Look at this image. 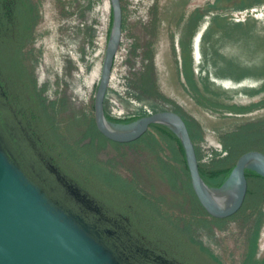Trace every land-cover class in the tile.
<instances>
[{"label": "rangeland", "instance_id": "374dc122", "mask_svg": "<svg viewBox=\"0 0 264 264\" xmlns=\"http://www.w3.org/2000/svg\"><path fill=\"white\" fill-rule=\"evenodd\" d=\"M121 2L123 42L128 45L127 85L154 112L180 110L196 137L194 144L200 163L211 166L228 156L222 138L249 122L259 123L260 132L246 134L240 142L242 149H256L264 143V0ZM24 3V8L21 7L24 14L27 12L29 31L24 34L20 56L12 59L16 62L12 72L18 74L24 66L28 81L35 80L37 93L47 101L67 99L68 109L56 115L61 127L66 126V121L72 122L77 113L94 115L98 82L92 83L100 77L101 69L100 66L93 69L92 59L99 33L108 28L110 37L111 2L110 7L108 3L104 7V0H24ZM253 8L258 13L250 12L245 17L240 13ZM206 24L200 42L202 56L197 62L196 41ZM81 65L85 73H80ZM85 77L89 88L84 84ZM217 79L245 84L227 88ZM81 87L86 90L88 100L81 97ZM17 103L19 108L23 107V102ZM31 108L34 110L33 105ZM108 108L105 99L107 114ZM36 125L41 132L45 131L46 127L39 125L37 119ZM73 126H66L65 140L80 153L79 148L90 138L78 143L84 124ZM40 137L44 141V134ZM101 141L95 149L94 162L113 175L132 181L142 195L158 204V210H148L143 203L139 206L131 199L113 200L99 191L95 180L107 188L118 185L100 175L99 166L91 165L85 153H81L84 157L79 161L82 169L85 164L84 172L62 166L105 203L110 212L123 213L135 223L137 231L159 240V246L168 254L179 256L184 264H264V215L259 223L257 213H253L258 208L264 214V201L259 204L256 197L250 196L246 201L249 208L236 216L220 221L206 217L203 222L196 214L195 204L188 201L186 187L171 181L169 171H176L180 165L173 162V168L168 169L171 153L165 143L156 145L144 138L129 143L103 137ZM23 173L54 206L63 210ZM260 185L264 186L263 180ZM161 221L173 222L182 237L174 241L162 233Z\"/></svg>", "mask_w": 264, "mask_h": 264}, {"label": "water", "instance_id": "95a60500", "mask_svg": "<svg viewBox=\"0 0 264 264\" xmlns=\"http://www.w3.org/2000/svg\"><path fill=\"white\" fill-rule=\"evenodd\" d=\"M110 2L112 28L94 100L98 130L112 141L129 143L141 138L153 124L169 127L181 140L193 190L207 213L216 218L234 215L242 208L248 193L246 171L264 177V152L257 149L244 152L223 184L212 187L201 176L195 144L179 113L163 110L127 123L107 118L106 92L123 30L122 2ZM75 193L80 196L78 191ZM0 264L121 263L79 219L54 206L0 144Z\"/></svg>", "mask_w": 264, "mask_h": 264}, {"label": "flooded vegetation", "instance_id": "af4514ba", "mask_svg": "<svg viewBox=\"0 0 264 264\" xmlns=\"http://www.w3.org/2000/svg\"><path fill=\"white\" fill-rule=\"evenodd\" d=\"M24 0H0V143L11 159L48 195L53 203L81 218L93 237L108 248L121 264H184L168 254L159 240L137 231L120 212L105 203L72 177L40 137L41 129L25 108L15 102L10 83L12 58L23 43ZM17 107L18 110L14 108ZM76 191H80L77 197Z\"/></svg>", "mask_w": 264, "mask_h": 264}, {"label": "trees", "instance_id": "16d2710c", "mask_svg": "<svg viewBox=\"0 0 264 264\" xmlns=\"http://www.w3.org/2000/svg\"><path fill=\"white\" fill-rule=\"evenodd\" d=\"M25 4V3H24ZM24 14V13H23ZM27 12L24 14V21H25V35H27V31H29V25L27 24ZM112 21H113V13H112ZM124 22V21H123ZM24 35V36H25ZM22 46V45H21ZM21 47H17V50L13 54V60H15L17 57L20 56L19 50ZM17 54H19L17 56ZM17 61V60H16ZM20 61V60H19ZM13 63L12 65H16V62L11 61ZM18 65V62H17ZM21 65V64H19ZM16 72H11L10 73V83H12V88L11 91L13 95L15 96V102H19L23 104V107L27 111L29 115L32 116L33 120L36 121L38 120V124L41 125L43 128L46 127L44 133V141L45 143L49 146V148L54 151L52 153L54 157L57 159L58 163L61 166L65 167H71V168H79L81 172H84V166L83 169L82 164L79 163L81 160L82 156L81 153H85L88 157L87 160L91 163V165H97L99 166V170L101 171L99 174L105 175L107 178H111L113 181H115L118 185L116 188H110V186L104 187L103 184L98 183L94 179L93 176H91L95 182H96V187L97 189L102 190L103 193L108 194L113 200L115 198H126L131 199L133 201H136V203L141 206L142 203L147 206L148 210H158V204L154 203V200H150V198L142 195L138 188L135 186V184L132 181H129L125 178H122L120 176L113 175L110 173L104 166H101L100 164H97L94 162L95 158V149L97 147V144H102L103 142L101 141V138L108 139L105 137L97 128L96 122H95V116L94 115H86L84 113H77L73 119V123L70 121H66V126L67 127H74L73 125H79L83 126L84 124V130L82 131V135L77 142L80 143L83 139L86 137H89L90 140L89 142L83 144L79 149L80 153L73 149L70 144L65 140L66 135L64 134V130L66 129V126L63 128L60 126V122H57L56 115L58 112L64 111L68 109V101L66 98H61L56 101H47V98H45L41 93H37V88L35 84V80L33 81H28L29 74L26 73L25 67L21 66V72L18 74H15ZM25 76V77H24ZM33 83V84H32ZM19 89L18 93L15 91ZM28 105V106H27ZM31 105H33V108H31ZM17 106L20 107V105ZM179 114L180 110L177 111ZM107 118L111 121H116V122H131L139 117H141L143 114L133 117V118H128L124 120H116L111 118L107 113H105ZM181 116L184 118L186 121L192 140L195 142L196 137L193 135L191 127L186 120V118L181 114ZM71 122V123H70ZM262 123V121L260 122ZM258 124L259 123H253L249 122L247 124H243L240 127L236 129V131L231 132L229 134H226L223 138L222 141L225 145V148L228 150V156L224 158H220L217 161H215L211 166L204 165L199 162L200 165V173L205 182L210 185V186H215L219 187L223 184L224 180L228 177L229 173L231 172L232 168L234 167L236 161L238 158L246 151L250 150L251 148H243L240 146V142L242 141L243 137H245L246 134L254 133H259L258 129ZM264 124V123H262ZM47 130V134H46ZM144 138L148 141V143L156 144V145H161L165 143L170 150L171 155L169 156V163L167 162L168 169H172L173 162L177 163L180 165L176 171H169L171 175V181L176 183H182L184 187L188 190L187 192V197L188 201L190 200L192 204H195L196 209V214H198V217H202V221L204 222L205 220L207 221L206 217L212 218L216 221L224 220L227 218H216L211 216L210 214L207 213L205 208L202 206L200 201L198 200L193 187L191 183V176L186 160V155H185V150L184 147L181 143V140L178 138V136L167 126L162 125V124H153L150 129L141 137ZM110 140V139H108ZM139 140V139H138ZM112 141V140H110ZM115 142V141H113ZM119 143V142H116ZM81 149L83 151L81 152ZM153 149V148H152ZM257 150H261L264 152V143L260 144ZM197 156L199 158V153L197 151ZM86 163V162H85ZM176 169V168H175ZM246 175L248 178V193L246 196V199L244 201V204L242 208L239 210L241 211L242 209H246L247 206V199H249L250 196L256 197L259 204H261L264 201V186L261 187L260 181H264V177L258 175L257 173L247 170ZM75 179V178H74ZM91 179V178H90ZM77 180V179H76ZM78 181V180H77ZM111 189V190H110ZM186 199V197H184ZM261 206V205H260ZM153 208V209H152ZM249 208V207H248ZM261 208V207H259ZM235 213L234 215L230 217H234L240 212ZM253 213H257L258 218L257 221L259 223L262 221L263 218V212L261 209H254ZM161 226V231L171 239H174V241L178 240V238H181L182 236L180 235V228H177L173 222H162L159 224Z\"/></svg>", "mask_w": 264, "mask_h": 264}, {"label": "built area", "instance_id": "2783aa9c", "mask_svg": "<svg viewBox=\"0 0 264 264\" xmlns=\"http://www.w3.org/2000/svg\"><path fill=\"white\" fill-rule=\"evenodd\" d=\"M107 3L109 4L110 7V0H104L103 3L104 7H106ZM258 11L259 10L257 8H253L251 10L241 11L240 13L243 17H245V15L250 12L258 13ZM108 40H109L108 28L102 30L95 40V53L92 59V61L94 62L93 69L100 66L101 73L107 52V47L109 42ZM123 41L124 40H123V30H122L120 44L114 54L113 64L109 77L108 89L106 92V100L109 103L108 115L116 120L133 118L141 114L150 115L155 113L151 109L149 104L140 101L138 98H136V96L130 91V88L127 85L126 74L128 69L127 67L128 62H126V58L128 55V45L125 44ZM74 59L78 60V57L75 56ZM84 70L85 69H83L81 65L80 73H85ZM100 78H101V74L100 77L92 83V85L96 81L99 84ZM86 80L87 77H85L84 84L86 87L89 88V86L86 84ZM80 92H81V97L88 100L86 90L82 89L81 87Z\"/></svg>", "mask_w": 264, "mask_h": 264}, {"label": "bare ground", "instance_id": "6f19581e", "mask_svg": "<svg viewBox=\"0 0 264 264\" xmlns=\"http://www.w3.org/2000/svg\"><path fill=\"white\" fill-rule=\"evenodd\" d=\"M207 25L200 31L198 37H197V41H196V61L198 62L201 58V48H200V42H201V38H202V35L205 31V29L207 28ZM228 48V47H227ZM211 74V73H210ZM212 79V78H211ZM217 81H220L221 83H223L224 85L222 86H225L227 88H236V87H240V86H243L245 84V82H234L232 80H226V79H217ZM219 84V83H218ZM242 89V88H241ZM243 90V89H242Z\"/></svg>", "mask_w": 264, "mask_h": 264}]
</instances>
